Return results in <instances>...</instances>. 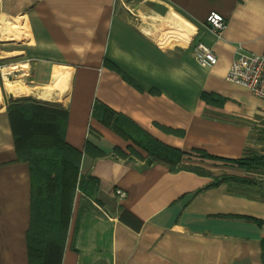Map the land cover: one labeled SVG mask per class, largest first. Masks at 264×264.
Returning a JSON list of instances; mask_svg holds the SVG:
<instances>
[{
  "label": "crops",
  "instance_id": "0c3cea01",
  "mask_svg": "<svg viewBox=\"0 0 264 264\" xmlns=\"http://www.w3.org/2000/svg\"><path fill=\"white\" fill-rule=\"evenodd\" d=\"M211 12L227 19L221 36L206 24ZM168 19L189 29L186 46L161 44ZM15 25L24 34L0 37L20 46L0 54V264H30L31 164L8 111L26 97L68 110L79 182L99 187L76 193L62 264H264V184L217 175L223 162L195 152L264 156V100L226 77L238 47L264 52V0H0V28ZM198 41L215 65L196 61ZM8 60L19 61L6 76ZM103 106L117 113L111 125ZM145 140L186 152L191 168L150 162ZM124 210L139 230L120 220Z\"/></svg>",
  "mask_w": 264,
  "mask_h": 264
},
{
  "label": "trees",
  "instance_id": "16d2710c",
  "mask_svg": "<svg viewBox=\"0 0 264 264\" xmlns=\"http://www.w3.org/2000/svg\"><path fill=\"white\" fill-rule=\"evenodd\" d=\"M202 97L207 103L217 100L215 95L208 93H204ZM8 111L19 158L31 164L33 195L32 222L28 236L30 264H62L77 190L92 197L93 192L90 193L89 188L97 193V180L93 183L79 182L82 151L70 145L66 139L69 118L67 109L26 97L12 102ZM102 112L105 122L111 125L117 113L108 106H103ZM117 127L120 131V126ZM124 134L131 138L140 136L131 135L128 131ZM139 143L149 151L150 162L166 161L171 170L191 168L185 164L192 159L186 152L162 146L153 140ZM195 152L200 158L221 161L244 169H251L264 162L262 155L227 159L213 156L204 150ZM220 179L240 180L228 175L217 180ZM240 181L254 183L253 180L245 178ZM120 220L137 230L142 224L128 210L122 212ZM262 248L264 261V240Z\"/></svg>",
  "mask_w": 264,
  "mask_h": 264
},
{
  "label": "built area",
  "instance_id": "2783aa9c",
  "mask_svg": "<svg viewBox=\"0 0 264 264\" xmlns=\"http://www.w3.org/2000/svg\"><path fill=\"white\" fill-rule=\"evenodd\" d=\"M206 24L218 36H221L228 26L227 19L219 12H211ZM193 54L196 61L204 67L213 66L218 60L214 50L202 41L195 43ZM226 77L230 82L243 86L264 100V52L253 53L238 47ZM116 193L119 197L126 196L125 190L121 188H118Z\"/></svg>",
  "mask_w": 264,
  "mask_h": 264
},
{
  "label": "bare ground",
  "instance_id": "6f19581e",
  "mask_svg": "<svg viewBox=\"0 0 264 264\" xmlns=\"http://www.w3.org/2000/svg\"><path fill=\"white\" fill-rule=\"evenodd\" d=\"M168 24V29L164 32V37L161 38V44H165L167 46H174L176 44L181 46H186L189 41V29L186 28L184 22L179 21V19H168L166 20ZM24 29V31H20V29ZM25 28L22 26H11L8 28H0V37L2 38H10V37H20L21 33L24 34ZM17 69V65H12L4 68V73L7 76L9 73L15 71ZM10 88L14 91L21 92L19 85H9Z\"/></svg>",
  "mask_w": 264,
  "mask_h": 264
},
{
  "label": "rangeland",
  "instance_id": "374dc122",
  "mask_svg": "<svg viewBox=\"0 0 264 264\" xmlns=\"http://www.w3.org/2000/svg\"><path fill=\"white\" fill-rule=\"evenodd\" d=\"M161 28H164L161 26ZM12 41H3L0 40V54H2V51H11L13 49H18L20 46L15 44H9ZM19 61V60H18ZM17 60H8L5 62V65H12V64H17ZM17 70V69H16ZM264 132V131H262ZM260 132V133H262ZM211 164V162H208ZM215 173L217 175H222V174H234V173H247V175L254 179L256 182H260L261 184H264V165H257L256 167H253L251 170L246 172L245 170L242 171V169L224 164V163H215ZM263 167V168H262ZM79 189L77 190V193H79Z\"/></svg>",
  "mask_w": 264,
  "mask_h": 264
}]
</instances>
